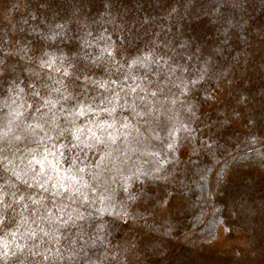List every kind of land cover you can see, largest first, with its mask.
<instances>
[{
	"label": "rangeland",
	"instance_id": "1",
	"mask_svg": "<svg viewBox=\"0 0 264 264\" xmlns=\"http://www.w3.org/2000/svg\"><path fill=\"white\" fill-rule=\"evenodd\" d=\"M0 264H264V0H0Z\"/></svg>",
	"mask_w": 264,
	"mask_h": 264
}]
</instances>
